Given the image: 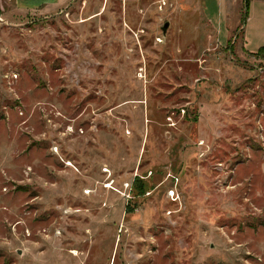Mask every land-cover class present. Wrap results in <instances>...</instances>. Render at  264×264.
Returning <instances> with one entry per match:
<instances>
[{"label":"rangeland","instance_id":"1","mask_svg":"<svg viewBox=\"0 0 264 264\" xmlns=\"http://www.w3.org/2000/svg\"><path fill=\"white\" fill-rule=\"evenodd\" d=\"M71 1L0 28V264H264L244 0Z\"/></svg>","mask_w":264,"mask_h":264},{"label":"crops","instance_id":"2","mask_svg":"<svg viewBox=\"0 0 264 264\" xmlns=\"http://www.w3.org/2000/svg\"><path fill=\"white\" fill-rule=\"evenodd\" d=\"M200 1L203 5L204 13L206 11H219L222 18L221 24H225V26L228 28L226 17L227 0ZM137 2L138 0H124V5L126 6V8L136 7ZM72 3L73 2H70V0H0V17L2 18L0 19V28H3V26L7 24L14 25L15 23H18L21 17L27 16L31 13L38 12L46 17L47 15L58 14L67 10L69 6L72 5ZM251 3L255 4V7L257 5H260L264 8V0H253V2ZM254 20V16H249L248 21L250 25L245 33V46L250 52H257V49L260 50L262 47H264L262 46L264 44V18L259 21V23L255 22L252 24ZM253 28L256 33H254V35L252 36ZM253 41H258L263 44H260V48H252V46L254 45Z\"/></svg>","mask_w":264,"mask_h":264},{"label":"trees","instance_id":"3","mask_svg":"<svg viewBox=\"0 0 264 264\" xmlns=\"http://www.w3.org/2000/svg\"><path fill=\"white\" fill-rule=\"evenodd\" d=\"M244 2H245V10H246V12H245V19H248V14H249V7H250V2H251V0H244ZM264 51V47H262L257 53H261V52H263Z\"/></svg>","mask_w":264,"mask_h":264},{"label":"water","instance_id":"4","mask_svg":"<svg viewBox=\"0 0 264 264\" xmlns=\"http://www.w3.org/2000/svg\"><path fill=\"white\" fill-rule=\"evenodd\" d=\"M169 26H170L169 22L165 23V25L163 27L164 35L167 34ZM238 35H239V33L236 35V39H238Z\"/></svg>","mask_w":264,"mask_h":264},{"label":"built area","instance_id":"5","mask_svg":"<svg viewBox=\"0 0 264 264\" xmlns=\"http://www.w3.org/2000/svg\"><path fill=\"white\" fill-rule=\"evenodd\" d=\"M0 19H2V18L0 17ZM159 41H162V38H161V39H159Z\"/></svg>","mask_w":264,"mask_h":264},{"label":"bare ground","instance_id":"6","mask_svg":"<svg viewBox=\"0 0 264 264\" xmlns=\"http://www.w3.org/2000/svg\"><path fill=\"white\" fill-rule=\"evenodd\" d=\"M76 253V252H75Z\"/></svg>","mask_w":264,"mask_h":264}]
</instances>
